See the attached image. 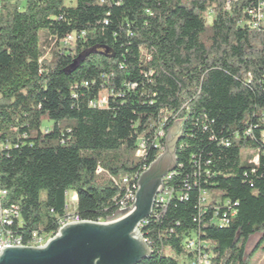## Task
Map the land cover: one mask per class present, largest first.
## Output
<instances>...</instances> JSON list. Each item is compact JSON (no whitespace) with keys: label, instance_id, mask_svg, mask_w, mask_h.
Returning a JSON list of instances; mask_svg holds the SVG:
<instances>
[{"label":"trees","instance_id":"1","mask_svg":"<svg viewBox=\"0 0 264 264\" xmlns=\"http://www.w3.org/2000/svg\"><path fill=\"white\" fill-rule=\"evenodd\" d=\"M261 2L0 0L1 209L19 207L16 240L55 232L69 192L74 214L105 222L131 176L130 206L178 121L171 196L141 227L151 255L138 264H180L192 233L211 264H250L253 235L264 249V25L249 28L246 9ZM48 40L61 46L45 59ZM203 192L229 206H202Z\"/></svg>","mask_w":264,"mask_h":264},{"label":"water","instance_id":"2","mask_svg":"<svg viewBox=\"0 0 264 264\" xmlns=\"http://www.w3.org/2000/svg\"><path fill=\"white\" fill-rule=\"evenodd\" d=\"M179 126L177 122L167 135L164 153L140 174L132 211L118 209L120 217L107 222L67 223L43 246H4L0 264H138L149 257L151 251L138 226L150 216L163 179L177 166L173 144Z\"/></svg>","mask_w":264,"mask_h":264},{"label":"built area","instance_id":"3","mask_svg":"<svg viewBox=\"0 0 264 264\" xmlns=\"http://www.w3.org/2000/svg\"><path fill=\"white\" fill-rule=\"evenodd\" d=\"M18 1H22V0H18ZM263 9H264V3L262 2L259 3L257 7L246 9V12L250 16L249 20L246 22V25L249 28L255 29V28H259V26L261 25H264V10ZM75 39H76L75 35L71 34V35L66 36L64 39H62L61 43L63 45H72L75 42ZM106 103H107L106 95L101 94L100 97L96 101H92L90 105L93 107H96V106L105 107ZM245 134L251 136V129H247L245 131ZM262 136H263V141H264V133L262 134ZM138 148H145V141L142 137L138 138ZM138 148L136 150V153L138 151ZM250 162L256 164L258 162L257 155L254 156L250 160ZM101 171L102 169L98 168L96 172L100 173ZM133 178L135 177L125 176L121 179L122 183L125 185V191H124L123 196L118 199V209L119 210L124 209L126 207L131 208V209H128V211H132L134 209V207L132 206H127V197H129L130 195V188H132ZM161 189L162 190L159 191L155 197V202H154V206H153L151 214L153 213L155 207L165 205L169 197L171 196V191L165 188L164 182H163ZM208 194L209 193H205V192L201 194L200 204L202 206H207L210 202H214L216 204L223 203L225 206L227 207L229 206V202L221 201L218 193H216L218 195L213 196V199H211L210 201H207ZM210 194H215V193H210ZM4 195H6V191L0 190V250L4 246L17 247V244L31 245V247L43 246L47 243V241L51 237H53V235H56L58 233V230L63 225L67 223L75 222L72 219H68L67 215H64L62 217H59L58 229L55 232L39 233L37 231H34L26 239V242H17L16 235L13 233L11 226L14 224L16 220V213H20V210L16 204H13L12 208L1 209V200H3ZM71 200H72V197H71ZM234 213H235L234 210H232L231 214L233 215ZM119 217L120 215L116 214L113 217H110L108 219H101V220H105V222H107V221L115 220ZM146 220H144L138 226V230L140 231V233H141V227ZM216 223H218L220 226L226 225L227 219L225 218V216H223V218L216 220ZM143 239L145 240L147 244L146 239L144 237ZM183 248L185 251H184V254L180 256L179 258L180 264H211L212 253L207 251L208 243L205 241H201L197 237L196 234L192 233L184 239Z\"/></svg>","mask_w":264,"mask_h":264},{"label":"rangeland","instance_id":"4","mask_svg":"<svg viewBox=\"0 0 264 264\" xmlns=\"http://www.w3.org/2000/svg\"><path fill=\"white\" fill-rule=\"evenodd\" d=\"M76 0H65V4L67 6H73L75 5ZM212 17H213V13L211 11H209L206 15V24H210L212 21ZM47 43L44 46V58L45 59H50L53 55L54 52L58 51V49H60L61 45H55V43L51 40V41H46ZM71 47L73 48L74 45L72 44ZM178 122V121H177ZM176 122V123H177ZM175 123V124H176ZM53 122L48 120V119H43L42 121V126H41V130L42 131H47L51 126H52ZM174 124V125H175ZM174 125L168 130V132L165 134V140L167 135L169 134V132L171 131V129L174 127ZM178 138V137H177ZM176 138V139H177ZM176 141V140H175ZM166 150L165 144L163 146H161V149L159 151V155H161L162 153H164V151ZM243 157L246 158L248 155H252L253 152L251 150H246L243 151ZM73 195V192H69L68 193V197H67V206L69 210H73V208L76 206V201H72L71 197ZM218 194H208L207 195V201H210L211 199H213V196H216ZM42 197H44V193H42L41 195ZM260 234H256L253 235L248 243H247V252L250 253V264H264V249L262 247H257V243L260 239Z\"/></svg>","mask_w":264,"mask_h":264},{"label":"bare ground","instance_id":"5","mask_svg":"<svg viewBox=\"0 0 264 264\" xmlns=\"http://www.w3.org/2000/svg\"><path fill=\"white\" fill-rule=\"evenodd\" d=\"M146 169H147V168H146ZM168 175H169V174H168ZM168 175H167V176H168ZM139 176H140V175H139ZM139 176L137 177V181H138ZM167 176H166V177H167ZM166 177H165V178H166ZM165 178H164V179H165ZM164 179H163V180H164ZM137 189H138V185H137V182H136V192H137ZM136 192H135V193H136ZM134 201H135V195H134V197H133L132 203H133ZM130 206H132V204H131ZM66 215H67V218H68V219H72V220H74L75 222H76V221H85V220L80 219V217H79L78 215L74 214L73 210L67 212ZM94 222H95V221H94ZM53 236H54V235H53ZM16 241H17V242H21L19 239H17ZM17 247H31V245L17 244Z\"/></svg>","mask_w":264,"mask_h":264},{"label":"crops","instance_id":"6","mask_svg":"<svg viewBox=\"0 0 264 264\" xmlns=\"http://www.w3.org/2000/svg\"><path fill=\"white\" fill-rule=\"evenodd\" d=\"M72 201H76V195L74 193L72 195Z\"/></svg>","mask_w":264,"mask_h":264},{"label":"flooded vegetation","instance_id":"7","mask_svg":"<svg viewBox=\"0 0 264 264\" xmlns=\"http://www.w3.org/2000/svg\"><path fill=\"white\" fill-rule=\"evenodd\" d=\"M175 144H176V143L174 142V144H173V145L175 146Z\"/></svg>","mask_w":264,"mask_h":264}]
</instances>
